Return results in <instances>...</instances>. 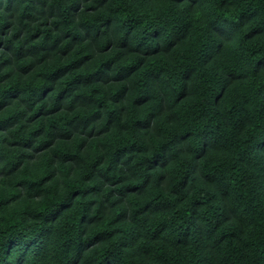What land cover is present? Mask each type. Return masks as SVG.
<instances>
[{"label":"trees","instance_id":"obj_1","mask_svg":"<svg viewBox=\"0 0 264 264\" xmlns=\"http://www.w3.org/2000/svg\"><path fill=\"white\" fill-rule=\"evenodd\" d=\"M0 264H264V0H0Z\"/></svg>","mask_w":264,"mask_h":264}]
</instances>
